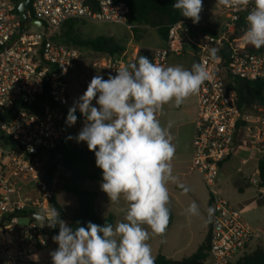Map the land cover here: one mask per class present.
<instances>
[{
  "label": "built area",
  "instance_id": "2783aa9c",
  "mask_svg": "<svg viewBox=\"0 0 264 264\" xmlns=\"http://www.w3.org/2000/svg\"><path fill=\"white\" fill-rule=\"evenodd\" d=\"M23 0H0V259L2 264H23L49 245L50 227L45 223L54 210L53 180L46 177L49 153L65 140L66 111L69 110V75L86 53L60 41L64 24L71 20L129 25V8L124 2L100 0L93 11L86 0H31L22 21ZM225 23L215 30L210 23L183 20L170 26L166 45L154 49L150 60L168 66L171 57L191 52L204 64L210 79L198 92V112L192 142L190 170L197 173L209 191V207L215 209L209 223V250L201 264H236L260 235L242 210L218 192L221 165L244 143L264 139V107L249 108L239 103L235 81L264 80V47L257 50L243 41L247 10L226 8L217 0ZM40 22V26L33 25ZM218 49L217 58L209 56ZM91 69L107 79L117 69L137 62L126 53L112 56L91 53ZM85 61V60H84ZM79 64V65H80ZM49 76V78H48ZM48 81L52 103L39 113L29 109L43 94ZM19 105L20 111L10 112ZM96 105V100H93ZM162 120V113L158 117ZM252 124L257 130L253 132ZM247 163V160L244 161ZM259 176V171H256ZM256 183L254 178L251 180ZM30 184H33L32 187ZM38 197L33 198L32 193ZM40 210L41 212H38ZM42 214L44 223L32 217ZM27 219L23 223V219Z\"/></svg>",
  "mask_w": 264,
  "mask_h": 264
},
{
  "label": "clouds",
  "instance_id": "9594fccd",
  "mask_svg": "<svg viewBox=\"0 0 264 264\" xmlns=\"http://www.w3.org/2000/svg\"><path fill=\"white\" fill-rule=\"evenodd\" d=\"M226 8L247 10L243 41L257 50L264 47V0H217ZM180 15L199 23L202 0H177L172 6ZM218 49L211 48L209 56L217 58ZM210 79L207 67L194 63L191 69L183 66H164L145 56L117 69L107 79L95 75L79 103L67 114L66 123L77 122V108L85 123L76 139L86 142L94 152L95 163L102 170L101 190L111 203L121 196L127 202L123 220L103 226L88 222L71 227L53 210L48 222L59 232L52 239L58 248L51 251L52 264H155L148 241L164 236L169 220V183H177L173 175L176 146L171 123L162 126L159 115L165 105H182L187 98L198 94ZM96 105H93V100ZM71 139V137H69ZM179 187L187 193L190 189ZM199 216L200 209L193 201L186 210ZM215 209H207V223H212ZM146 226V227H145ZM163 243V241H161ZM38 260V254L32 257Z\"/></svg>",
  "mask_w": 264,
  "mask_h": 264
},
{
  "label": "rangeland",
  "instance_id": "374dc122",
  "mask_svg": "<svg viewBox=\"0 0 264 264\" xmlns=\"http://www.w3.org/2000/svg\"><path fill=\"white\" fill-rule=\"evenodd\" d=\"M203 10L201 12V19L203 23H210L215 30H221L225 23V16L221 15V10L217 6L202 0ZM189 21L192 20L189 18ZM79 35L83 38L90 39L100 35H111L119 38L122 41L126 35H129L127 26L109 23H94L90 21H81L77 26ZM134 42L132 45H134ZM86 59L82 63L76 64L71 74L69 75L68 86V109L74 104L79 103L81 97L86 91L95 73L91 69V53L84 51ZM190 65L197 63L193 55H190ZM176 58L172 57L169 60L168 66L180 65L186 68L189 63L181 61L176 62ZM198 110V94L192 95L185 100V102L176 107L173 103L164 106L162 111V126H167L171 123L170 129L174 137L173 143L176 146V151L173 164V175L177 177V183H169L168 190L170 201L169 205L174 214V221L172 226L166 230L164 236L153 237L148 243L152 247V253L156 258L158 254L162 253L169 259L174 261L182 260L185 257L193 255L198 247L205 239L206 232L209 230V223H207V209L209 208V191L204 185L200 176L190 170L192 159V142L195 132V119ZM76 112H80L77 108ZM81 113V112H80ZM245 113L256 115V112L248 108ZM85 120L77 122L69 126L67 129L75 138L84 126ZM252 124L253 132L251 135H256L257 130ZM252 144L244 143L242 148L237 149L230 161L226 162L220 173V180L218 183V192L230 201L239 210H242L244 218L251 223L253 228L258 231L260 238L255 239L248 247L245 254L254 251L258 246L264 247V189L259 186V176L256 175L258 170V160L264 156V139L261 137L258 141L255 138ZM82 144H87L82 142ZM247 160V163L244 161ZM48 164H55L56 160L48 158ZM46 177H48L45 172ZM256 179L253 183L251 180ZM54 179L53 197L55 203H60L70 210V206H76V199L73 195L61 190L57 183V173L51 176ZM103 181H92L90 187L98 192L101 202H110L108 195L101 190V183ZM180 184L185 185L190 190L185 193ZM34 199L38 197L37 193H32ZM195 201L200 209L199 216L188 215L186 210L188 206ZM60 202V203H59ZM127 208V202L121 196L119 202L114 203V216L119 217L118 221L123 220L124 211ZM55 210V208H53ZM38 212H41L38 210ZM28 220H22L26 223ZM116 222V223H117ZM146 227V226H145ZM163 241V243L161 242Z\"/></svg>",
  "mask_w": 264,
  "mask_h": 264
},
{
  "label": "trees",
  "instance_id": "16d2710c",
  "mask_svg": "<svg viewBox=\"0 0 264 264\" xmlns=\"http://www.w3.org/2000/svg\"><path fill=\"white\" fill-rule=\"evenodd\" d=\"M100 0H86L93 11L99 9ZM115 2H124L129 8L128 23L132 26L135 38L140 39L141 27H148L158 32L159 36L166 42L169 28L171 25L189 20L180 15L179 10L172 6L177 0H114ZM81 21L71 20L64 24L59 35L60 41L69 46H75L82 51H89L96 54H108L112 56L122 55L126 51V46L122 45L115 38L100 35L95 38L86 39L79 35L77 26ZM151 58L150 55L146 56ZM49 78V76H48ZM234 88L237 89L240 99V107L245 112L250 106L258 104L264 107V80L260 81H235ZM52 103L51 89L48 81L45 83L43 94L38 96L29 109L39 113L43 107ZM20 107L17 105L10 114L15 116L19 113ZM66 111V117L68 114ZM77 119L85 120L80 112H75ZM66 136L61 145L49 153V158L56 160L55 164L49 163L46 173L49 178L57 173V183L61 190L73 195L76 199L77 207L69 214L68 225L76 227L77 222L86 227L90 221L103 226L105 222L115 225V217L110 215L102 217L96 210V200L98 193L89 188L86 183L92 181H102V170L96 166L94 152L89 151L87 144L77 142V139L68 132L65 123ZM71 137V139H69ZM230 161L228 159L226 162ZM224 164L221 165L223 167ZM259 186L264 188V156L258 160ZM52 206L60 213V219H66L65 211L55 203L52 198ZM170 220L167 230L172 226L174 214L170 206ZM52 236L59 232V226L50 227ZM58 248V244L56 249ZM209 250V236L198 247L197 251L180 261L168 259L160 253L155 258V264H201L207 257ZM0 264L2 261L0 259ZM37 264V263H32ZM47 264H52L50 260ZM236 264H264V247L258 246L254 251L245 254Z\"/></svg>",
  "mask_w": 264,
  "mask_h": 264
},
{
  "label": "crops",
  "instance_id": "0c3cea01",
  "mask_svg": "<svg viewBox=\"0 0 264 264\" xmlns=\"http://www.w3.org/2000/svg\"><path fill=\"white\" fill-rule=\"evenodd\" d=\"M200 23H203V22H200ZM118 25H122V24H118ZM124 26H127L128 30H129V35H126L123 38V40H125V41H122L119 38L111 36V35H109V36L115 38L116 41H118L122 45L126 46V51L124 53H126L130 59L134 57L138 61L139 56L142 55V56L146 57L147 55H150L154 49L163 48L166 45V42L164 40H162V38L159 36L158 32L154 29H151L148 27H141L143 29V31L140 33V39L137 40L135 38L133 31H132V26L131 25H124ZM104 36H108V35H104ZM134 40H135V43H134V45H132ZM190 55H193V54L191 52H188L187 54H185L181 57H175L177 59L176 62L180 63L181 61H183V62L189 63V65L185 69H191L192 66L190 65V57H189ZM171 58L169 60H171ZM52 180L54 181V179H52ZM30 185L32 187L34 186L33 184H30ZM86 185L89 188H91L90 182H87ZM53 188L55 189V187H53ZM92 190L96 191L95 189H92ZM59 206L65 211L66 219H64V221L67 222V224H68V218L67 217L72 212V210L77 207V204L75 207L73 205H71L69 207L70 210L66 209V208H68L67 205H66V207H64L60 203ZM96 210L98 211V213L102 217H108L110 215L114 216V214L112 213V211L114 210V203H111V202L103 203V202H101L100 197L98 195L97 200H96ZM114 217H115V224H116L119 217H117V216H114ZM207 235H208V233L206 232L205 239H206ZM205 239H204V241H205ZM56 246H57V243H55L53 241V239L50 238L49 245L46 248L42 249L41 251L35 253V254H38V256H39L38 260H34L32 258L34 255L33 254L30 256V258L27 260V262H24L23 264H32V263L47 264L51 260V256L49 255V253L51 251H54L56 249ZM170 260H172V259H170Z\"/></svg>",
  "mask_w": 264,
  "mask_h": 264
},
{
  "label": "water",
  "instance_id": "95a60500",
  "mask_svg": "<svg viewBox=\"0 0 264 264\" xmlns=\"http://www.w3.org/2000/svg\"><path fill=\"white\" fill-rule=\"evenodd\" d=\"M30 2H31V0H23L19 5L18 10H19L20 18L22 21H26V19H27L25 12H26L27 7L30 4ZM33 25L40 26L41 24L38 21H33ZM32 217L40 223H44V221H45L44 216L42 214H39V213H33Z\"/></svg>",
  "mask_w": 264,
  "mask_h": 264
}]
</instances>
